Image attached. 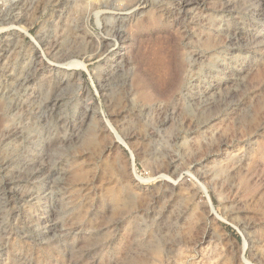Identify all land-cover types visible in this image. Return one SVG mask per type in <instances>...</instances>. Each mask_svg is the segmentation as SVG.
I'll return each mask as SVG.
<instances>
[{"label":"rangeland","instance_id":"rangeland-1","mask_svg":"<svg viewBox=\"0 0 264 264\" xmlns=\"http://www.w3.org/2000/svg\"><path fill=\"white\" fill-rule=\"evenodd\" d=\"M6 3L0 264H264V0Z\"/></svg>","mask_w":264,"mask_h":264},{"label":"built area","instance_id":"built-area-1","mask_svg":"<svg viewBox=\"0 0 264 264\" xmlns=\"http://www.w3.org/2000/svg\"><path fill=\"white\" fill-rule=\"evenodd\" d=\"M7 0H0V14L2 10H4L8 5L6 3Z\"/></svg>","mask_w":264,"mask_h":264},{"label":"bare ground","instance_id":"bare-ground-1","mask_svg":"<svg viewBox=\"0 0 264 264\" xmlns=\"http://www.w3.org/2000/svg\"><path fill=\"white\" fill-rule=\"evenodd\" d=\"M175 79V78H174Z\"/></svg>","mask_w":264,"mask_h":264}]
</instances>
